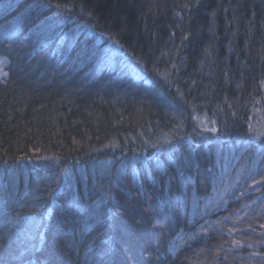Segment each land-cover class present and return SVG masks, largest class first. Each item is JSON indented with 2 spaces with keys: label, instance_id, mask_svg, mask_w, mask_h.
Wrapping results in <instances>:
<instances>
[{
  "label": "trees",
  "instance_id": "16d2710c",
  "mask_svg": "<svg viewBox=\"0 0 264 264\" xmlns=\"http://www.w3.org/2000/svg\"><path fill=\"white\" fill-rule=\"evenodd\" d=\"M259 106L264 0H0V264H264Z\"/></svg>",
  "mask_w": 264,
  "mask_h": 264
},
{
  "label": "rangeland",
  "instance_id": "374dc122",
  "mask_svg": "<svg viewBox=\"0 0 264 264\" xmlns=\"http://www.w3.org/2000/svg\"><path fill=\"white\" fill-rule=\"evenodd\" d=\"M63 26L65 27L64 28L65 30H68L66 28L67 26H66L65 21H63V22L61 21V22L57 23V25L54 27L57 31L56 33H59L62 30H63V33L66 32V31H64V29H62ZM68 28H69V26H68ZM69 30L72 32H68V33H73L75 31V30H73V27H70ZM79 32L80 31L74 32V33H75V38H78V40H80L81 43L85 42V40L87 38L92 37V32L89 29L87 31L83 32V34L80 36L78 35ZM94 42L96 43V46H97L95 49L90 48V46H91L90 45L91 39H90L87 42H85V45H83L84 43H82L81 46L83 45V47H81L79 50L77 49L78 46L76 47L75 45H73V46L69 45V48H70L69 51H75L78 57L95 58L98 60L108 59L109 63L111 61L112 62H114V61L121 62L122 66L130 68L132 70V72L134 73V75H136V76L140 75L139 70H137L136 68L131 66V64L123 56L120 48L117 45H115L113 43H108V44H106V46H103L102 48L98 47V44L100 43V37H95ZM65 44L68 45L69 43L66 42ZM98 49H100L103 52V55L96 54L95 52L93 53V50L96 51ZM204 125H207V124L204 123ZM253 127L258 132L257 136L264 134V109L261 106H259L255 112V119L253 121Z\"/></svg>",
  "mask_w": 264,
  "mask_h": 264
}]
</instances>
